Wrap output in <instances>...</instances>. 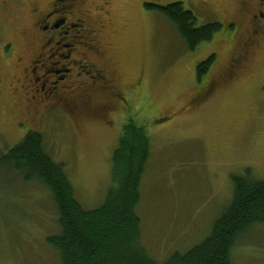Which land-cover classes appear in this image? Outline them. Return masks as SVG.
<instances>
[{"label": "rangeland", "instance_id": "obj_1", "mask_svg": "<svg viewBox=\"0 0 264 264\" xmlns=\"http://www.w3.org/2000/svg\"><path fill=\"white\" fill-rule=\"evenodd\" d=\"M34 1L25 0L16 20L29 17ZM107 1L108 14L100 15L106 24L101 38L111 45L105 62L124 88L132 85L134 96L110 123L92 118L78 125L63 110H51L43 120L30 119L22 102L12 100L9 92L0 95V158L29 131L41 132L53 159L64 165L78 200L95 209L113 186L112 157L124 124L132 118L145 126L151 156L138 214L143 245L163 262L211 234L232 202V176L250 168L255 178L264 180V35L233 68L248 37L247 16L243 34L225 33V24L239 19V0L200 5L202 0ZM174 2L194 13L198 27L214 22L223 27L212 41L189 51L166 17L145 8V3ZM212 54L216 59L199 81L197 65ZM58 61L48 68L68 64L59 56L51 60ZM11 71L0 56V75L10 76ZM19 120L26 124L17 129ZM22 171L15 162L0 160V264H61L58 250L48 243L50 236L61 233L55 201L40 180H27ZM231 264H264V223L239 238Z\"/></svg>", "mask_w": 264, "mask_h": 264}, {"label": "trees", "instance_id": "obj_2", "mask_svg": "<svg viewBox=\"0 0 264 264\" xmlns=\"http://www.w3.org/2000/svg\"><path fill=\"white\" fill-rule=\"evenodd\" d=\"M166 17L179 33L186 48L194 51L212 41L223 25L219 22L196 25V17L182 2L166 6L145 3ZM216 59L212 54L198 63L202 80ZM47 149L44 135L35 130L22 143L2 156L23 170L25 179H38L55 201L61 233L48 243L58 250L61 264H231L239 238L257 224L264 223V180L247 168L244 175L232 176L234 195L226 211L216 220L211 234L186 253L175 252L167 260L153 259L142 242V219L138 214L141 187L151 156V136L145 126L130 118L123 126L119 144L112 157L113 186L102 205L86 209L63 164Z\"/></svg>", "mask_w": 264, "mask_h": 264}, {"label": "flooded vegetation", "instance_id": "obj_3", "mask_svg": "<svg viewBox=\"0 0 264 264\" xmlns=\"http://www.w3.org/2000/svg\"><path fill=\"white\" fill-rule=\"evenodd\" d=\"M44 1L31 2L29 17L19 20L15 15L23 11L25 0L0 1V56L13 70L10 76L0 75V95L9 92L12 100L24 104L26 116L33 120H43L51 110H63L74 124L92 118L110 123L109 119L129 103L134 90L132 85L124 88L115 69L105 62L111 45L101 38L106 24L100 15L108 14L109 2ZM239 1V19L229 20L225 33L233 30L234 36L243 34L247 16L248 37L233 68L244 62L249 49L264 35V0ZM62 49H68L67 53H59ZM56 56L68 64L49 69V63L60 62H51ZM53 75L56 79L52 81ZM23 124L26 121L19 120L17 129Z\"/></svg>", "mask_w": 264, "mask_h": 264}]
</instances>
